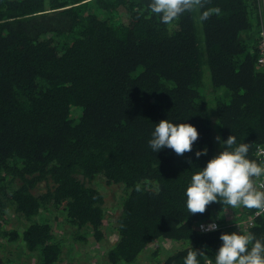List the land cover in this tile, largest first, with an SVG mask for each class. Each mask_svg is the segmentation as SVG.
Masks as SVG:
<instances>
[{
	"label": "trees",
	"instance_id": "16d2710c",
	"mask_svg": "<svg viewBox=\"0 0 264 264\" xmlns=\"http://www.w3.org/2000/svg\"><path fill=\"white\" fill-rule=\"evenodd\" d=\"M150 2L0 0V264H91L92 244L97 264H184L192 249L215 264L221 234L264 241L255 209L192 215L185 196L217 135L258 163L260 0H206L170 24ZM165 119L197 129L191 152L152 151Z\"/></svg>",
	"mask_w": 264,
	"mask_h": 264
},
{
	"label": "clouds",
	"instance_id": "9594fccd",
	"mask_svg": "<svg viewBox=\"0 0 264 264\" xmlns=\"http://www.w3.org/2000/svg\"><path fill=\"white\" fill-rule=\"evenodd\" d=\"M206 0H151L148 7L160 16L161 22L170 24L184 12H191L196 8H203ZM219 14V9H214ZM210 11H204L200 19L207 20ZM199 133L191 124L172 123L167 119L159 121L148 141L154 153L163 148L171 149L178 156L192 151ZM215 140L221 144L223 150L207 161L206 166L191 177V183L185 191L186 207L189 214H203L206 207L212 203L226 204L231 208L240 206L255 209V215H264V191L258 190L254 177L264 175V166L247 158L249 144L237 145L236 137L229 135L221 140L217 135ZM207 154V149L195 152L199 158ZM264 189V184L259 185ZM218 225L210 223L200 225L201 231H214ZM223 242L216 252L215 264H264V241L256 239L251 232L239 234H221ZM249 245L251 247L249 248ZM203 250L188 251L184 264H200L198 257L204 256ZM207 264H211L208 261Z\"/></svg>",
	"mask_w": 264,
	"mask_h": 264
},
{
	"label": "built area",
	"instance_id": "2783aa9c",
	"mask_svg": "<svg viewBox=\"0 0 264 264\" xmlns=\"http://www.w3.org/2000/svg\"><path fill=\"white\" fill-rule=\"evenodd\" d=\"M260 5H261V9H262V13H261L262 23H261L260 33H259L260 34L259 42H258L259 56H258V59H257V63H258V65L260 67L264 68V13H263L264 12V0H260ZM256 157H257L258 163L261 164L262 166H264V146L263 147L260 146V147H258L256 149ZM255 180H256V186H257L258 190L264 191V189H260L259 188V185L264 184V175H262L260 177H255ZM210 223H213V221L204 222V223H201L200 225L207 226ZM247 223L249 225H251L252 224V219L247 221ZM200 225L198 226V229H199L200 232H202V233L213 232V231H207V232L201 231ZM237 225L239 226V223ZM218 229H219V226L214 231H217Z\"/></svg>",
	"mask_w": 264,
	"mask_h": 264
},
{
	"label": "rangeland",
	"instance_id": "374dc122",
	"mask_svg": "<svg viewBox=\"0 0 264 264\" xmlns=\"http://www.w3.org/2000/svg\"><path fill=\"white\" fill-rule=\"evenodd\" d=\"M86 252L87 253H85L82 257L84 259V262H88L91 264H97V261L99 260L98 257L100 256L99 254L100 249L95 244H92L90 248L86 250Z\"/></svg>",
	"mask_w": 264,
	"mask_h": 264
}]
</instances>
